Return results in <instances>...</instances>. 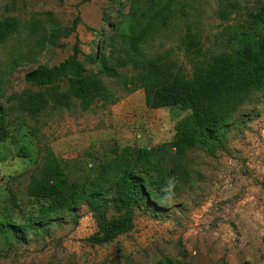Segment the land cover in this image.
Segmentation results:
<instances>
[{
  "label": "rangeland",
  "instance_id": "obj_1",
  "mask_svg": "<svg viewBox=\"0 0 264 264\" xmlns=\"http://www.w3.org/2000/svg\"><path fill=\"white\" fill-rule=\"evenodd\" d=\"M261 5L262 0H174L172 7L184 14L177 11L135 54L127 46L129 27L153 0H0V19L17 20V30L0 43V103L8 135L0 139V264H151L164 258L181 264H264V91H254L237 108L211 145L185 150L181 162L187 174L166 201L142 203L132 228L102 243L91 239L97 221L86 205L78 207L74 222L73 213H54L53 199L27 196L43 148L53 151L70 183L82 184L124 149L170 141L190 110L147 108L142 89L126 93L105 76L119 99L111 103L96 95L86 110L75 102L70 110L31 119L13 111L9 98L38 90L24 75L38 65L58 64L76 42L79 59L93 72L98 66L89 54L115 62L169 52L187 74L195 62L221 51L253 65L264 23L252 24L250 14ZM224 8L231 12L222 19ZM187 27L197 32L199 54L180 42ZM58 84L65 88L66 80ZM31 216H44L43 224L29 225ZM6 222L15 225L17 236Z\"/></svg>",
  "mask_w": 264,
  "mask_h": 264
},
{
  "label": "trees",
  "instance_id": "obj_2",
  "mask_svg": "<svg viewBox=\"0 0 264 264\" xmlns=\"http://www.w3.org/2000/svg\"><path fill=\"white\" fill-rule=\"evenodd\" d=\"M154 6L142 13V19L129 27L127 46L139 54L141 45L166 28L182 9L172 7L174 0H153ZM230 9L219 10L225 19ZM251 23H264V0L256 12L250 14ZM17 30L15 18L0 19V43ZM57 28L52 29L49 42L54 43ZM197 32L190 27L180 39L185 50L201 53ZM259 61L247 64L230 51L207 55L195 62L189 74L169 57V52L154 57L128 55L112 62L104 54H89L98 71H88L79 59L77 42L72 52L56 65H38L24 75V80L38 90L12 93L9 98L13 111L31 119L46 111L70 110L75 102L86 110L96 95L106 102H116L119 97L105 85L102 76L114 79L128 93L142 89L147 108L180 106L190 110V115L177 126L172 139L151 147L124 149L116 158L101 164L96 175L82 184L70 183L53 151L45 147L41 160L31 173L26 194L38 199H53L54 213H73L86 205L97 221V231L91 239L102 243L111 241L132 228L135 208L142 203L156 206L166 201L187 172L182 168L181 156L193 146L207 147L215 139V132L226 126L233 113L256 90L264 91V35L257 45ZM66 80L65 88L59 81ZM6 108L0 103V139L7 137L3 128ZM110 211L113 215H109ZM44 216H31V226L43 224ZM17 236L15 225L6 222ZM151 264H181L170 258Z\"/></svg>",
  "mask_w": 264,
  "mask_h": 264
}]
</instances>
